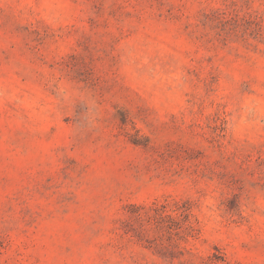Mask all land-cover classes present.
Instances as JSON below:
<instances>
[{
	"label": "rangeland",
	"instance_id": "rangeland-1",
	"mask_svg": "<svg viewBox=\"0 0 264 264\" xmlns=\"http://www.w3.org/2000/svg\"><path fill=\"white\" fill-rule=\"evenodd\" d=\"M0 264H264V0H0Z\"/></svg>",
	"mask_w": 264,
	"mask_h": 264
}]
</instances>
